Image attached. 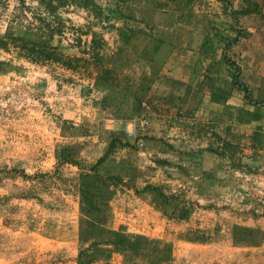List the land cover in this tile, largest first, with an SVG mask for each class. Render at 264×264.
I'll list each match as a JSON object with an SVG mask.
<instances>
[{"label":"crops","instance_id":"crops-1","mask_svg":"<svg viewBox=\"0 0 264 264\" xmlns=\"http://www.w3.org/2000/svg\"><path fill=\"white\" fill-rule=\"evenodd\" d=\"M138 5L167 51L160 76L146 93L154 109L140 108L132 117H145L149 125L127 138L119 120H96L86 101L95 131L68 143L81 146L77 157L91 160L106 148L99 123L104 130L122 131L130 142L139 137L145 152L121 149V158L129 157L150 182H180L197 206L191 220L200 212L225 211L232 206L226 202L229 193L241 192L246 199L236 206L247 213L233 219L264 227V216H253L260 213L256 206L262 207L257 197L264 195V0H139ZM242 10L247 13L233 20L231 11ZM24 65V74L0 75V97L26 93L21 106L11 98L4 101L9 108L0 104V264H77V169L66 165L55 173L54 152L66 141L58 121L80 109L64 114L63 86L45 68ZM178 114L185 116L177 127L184 138L173 137ZM22 135L31 137L29 148L18 154L16 139ZM119 194L111 207L137 204L155 221L148 235L162 237L168 225L162 213L132 190ZM96 264H122V257L114 254Z\"/></svg>","mask_w":264,"mask_h":264},{"label":"trees","instance_id":"trees-1","mask_svg":"<svg viewBox=\"0 0 264 264\" xmlns=\"http://www.w3.org/2000/svg\"><path fill=\"white\" fill-rule=\"evenodd\" d=\"M32 1L35 6L17 0L20 15L26 19L24 11L31 14L29 29L21 34L13 31L12 22L20 18L14 8L0 30V51L8 55V59H0V75L23 74L27 70L24 63L45 68L57 86L68 85L89 101L98 119H130L144 102L154 109L146 93L159 78L167 51L155 28L147 24V11L139 7V0ZM2 7L6 11L8 4L3 3ZM69 9L83 12L84 24L63 18L61 13ZM246 13L231 11L234 19L237 14ZM138 24L147 25L148 31L141 32L136 27ZM57 69L68 74L57 73ZM102 124L100 131L105 137H99L106 142V148L98 158H79L81 146L61 141L54 152L55 173L66 165L77 169V264L109 262L114 254L122 257L123 264H165L173 259L174 253L180 252L183 243L222 238L238 247L264 244V227L260 226L234 224L224 231L217 225L195 223L176 235V245L170 239L113 228L110 202L122 189L132 190L141 200L148 198L170 225L188 224L197 206L182 192L173 193L166 183L146 180L129 157L118 155L121 149L136 151L139 137L137 142H130L122 131L104 130ZM57 128L62 137L75 130L65 120H59ZM151 160L156 164L161 162L156 158ZM256 208L260 213L253 216H264V207Z\"/></svg>","mask_w":264,"mask_h":264},{"label":"built area","instance_id":"built-area-1","mask_svg":"<svg viewBox=\"0 0 264 264\" xmlns=\"http://www.w3.org/2000/svg\"><path fill=\"white\" fill-rule=\"evenodd\" d=\"M74 95L80 100L79 95L75 92ZM142 108L145 111H150L147 103H142ZM185 116L178 114L175 116L177 126L173 131L174 138H184L183 134L177 131V127L184 122ZM119 124L123 127L127 138L134 139L138 134L139 127L145 128L149 125L148 119L130 118L119 120ZM137 147L140 152H145L144 143L137 142ZM173 193L182 192L185 187L180 182H166ZM119 193L116 194L114 201ZM246 199V195L241 192L229 193V198L226 202L230 205L241 204ZM111 201V202H112ZM259 204L264 207V195L257 197ZM114 224L118 227H123L125 231L131 234L148 235L147 231L155 228V221L145 217L144 210L137 204L128 206H119L113 209ZM166 223L169 222L166 220ZM154 238H161L154 237ZM165 264H264V244L253 247H238L231 242L222 238L216 241L204 243H185L179 253L173 254V259Z\"/></svg>","mask_w":264,"mask_h":264},{"label":"rangeland","instance_id":"rangeland-1","mask_svg":"<svg viewBox=\"0 0 264 264\" xmlns=\"http://www.w3.org/2000/svg\"><path fill=\"white\" fill-rule=\"evenodd\" d=\"M25 1H26V4L29 6H35L36 5L35 2L32 0H25ZM3 3L8 4V9L6 11L5 10L3 11V7H2ZM14 8L16 10L15 15H18V14L20 15L21 14V8L18 7L17 0H0V30L4 29L6 22L11 18L12 13H14L13 12ZM261 10H263V7H261ZM24 15L26 16V19L20 15L19 16L20 18H17L14 22H12V29L15 33L21 34V33L25 32L26 29H29L32 26L30 24L32 22L31 14L28 11L27 12L24 11ZM61 15L63 18L71 20L73 23L80 24V25L84 24V13L81 11H75V10L69 9L67 11H63L61 13ZM261 15L264 16V13H261ZM232 19L235 20L233 17H232ZM0 59H8V56L2 55L0 53ZM62 86H63V88H62L63 94L61 95V97H63L64 100H61V102L63 103V108L65 109L64 114L67 115V114L74 112L77 109H80V111L77 112V115H74L72 118H69V116H68V118H66V120H65V121H68L70 123V125L73 129H75V130H70L69 132H67L68 136L64 137V138H66L65 142H69L70 139L76 140L80 136H82V137L83 136H92L94 131H95L94 128H96V126L93 124L94 121L93 122L88 121V119L92 118L91 112H90V110H88L89 104L85 103L86 101L83 100L80 96H79L80 97V100H79L74 95V93L76 91L72 87H70L68 85H62ZM13 92H15V91H13ZM6 94L4 96L0 97V104H3V105L5 104L6 108H9L10 104H9V102L5 103L4 101L8 100L9 98H11L12 101H14L16 106H21L20 103H23V102L25 103L26 93H24L21 90H18L17 92H15V94H12L11 97H9V91H7ZM50 104H54V103L50 102ZM90 106H92L91 103H90ZM97 119L98 118H96V120ZM73 123H75L76 126H73ZM99 125H100V123H99ZM82 132L84 133V135H82L83 134ZM100 135L102 136V138L105 137L104 133H101ZM17 137H18V139H16L17 153L18 154H24V153H26V149L29 148V143H30L29 139L31 137H28L27 135H26V137H24L23 135H22V137L21 136H17ZM27 143H28V145H26ZM118 151H120V150H118ZM118 155H120L119 152H118ZM92 159H95V158L93 157V158H91V160ZM120 191H122V190H120ZM120 191H118V192L120 193ZM143 201L146 204H150V200L148 198L143 199ZM224 207H225L224 208L225 211H221V210L216 211L215 210L214 213H212L210 211L200 212L199 216H195V218L190 220V222L188 224H182V225H170V224H168L165 227L164 233H163L161 238L170 239L173 241L174 245H176L178 243V241L176 240V235L178 233L182 232L183 230H185L189 225H194L195 223H201V224H205V225H214V226L217 225L222 230L226 231L227 228L238 223V221H235L233 219V218H235V216H236V218H239L240 216L241 217L246 216L247 212H245L243 210L239 211L236 204L232 205V206L226 205ZM117 225H118L117 223L114 224V222H113V228L117 229L118 228ZM245 226L253 227V226H259V225L252 223V222L251 223L248 222V224H245ZM221 234L224 235V232H222ZM183 244H185V243H183ZM122 264H123V260H122Z\"/></svg>","mask_w":264,"mask_h":264}]
</instances>
